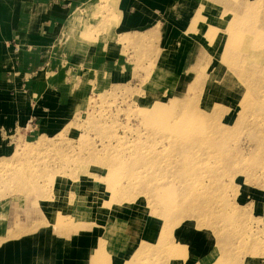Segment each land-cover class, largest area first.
I'll return each mask as SVG.
<instances>
[{
	"label": "rangeland",
	"instance_id": "374dc122",
	"mask_svg": "<svg viewBox=\"0 0 264 264\" xmlns=\"http://www.w3.org/2000/svg\"><path fill=\"white\" fill-rule=\"evenodd\" d=\"M199 1L182 71L154 64L152 46L119 48L117 69L106 51L55 133L1 132L0 222L110 228L124 264H264V0ZM114 23L116 0H101L75 17L70 50L108 42ZM159 190L183 196L170 215ZM142 247L152 253L136 258Z\"/></svg>",
	"mask_w": 264,
	"mask_h": 264
},
{
	"label": "crops",
	"instance_id": "0c3cea01",
	"mask_svg": "<svg viewBox=\"0 0 264 264\" xmlns=\"http://www.w3.org/2000/svg\"><path fill=\"white\" fill-rule=\"evenodd\" d=\"M192 1L116 0L112 38L103 42L100 34L92 44L77 42L83 48L78 52L70 50L74 43L69 39L75 17L92 14L101 0H0V138L3 131L32 138L55 133L82 105L94 72L105 69L100 66L106 51H113L117 69L119 48L152 46L154 64L179 71L197 49L196 32L190 29L196 30L201 18L196 14L200 1ZM125 36L148 40L137 45L123 42ZM58 219L53 217L51 225L47 219L37 220L40 224L24 220L17 230L4 218L0 264H124L121 256L126 255L116 256L110 228L103 233L95 226L75 230L71 218L58 228Z\"/></svg>",
	"mask_w": 264,
	"mask_h": 264
},
{
	"label": "bare ground",
	"instance_id": "6f19581e",
	"mask_svg": "<svg viewBox=\"0 0 264 264\" xmlns=\"http://www.w3.org/2000/svg\"><path fill=\"white\" fill-rule=\"evenodd\" d=\"M236 31H238V30H236ZM250 32V31H249ZM234 33V32H233ZM250 34V33H249ZM254 35V34H253ZM255 37V36H254ZM253 37H248V40H250V39H252ZM247 39V38H246ZM245 42L243 41V42H238V45L239 44H244ZM247 44V48H251V46L250 45H248V42H246ZM227 46H229V43H227ZM249 46V47H248ZM247 48H243L244 50L245 49H247ZM227 49V48H226ZM234 68V67H233ZM198 114H196V116H197ZM204 117H205V115H204ZM193 120H194V118H192ZM192 121V120H191ZM198 123V122H197ZM191 125V124H190ZM195 125V124H194ZM191 127H192V125H191ZM190 128V127H189ZM205 160V159H204ZM203 160V161H204ZM207 160V159H206ZM205 160V161H206ZM201 162V161H200ZM226 175V174H225ZM188 177V176H187ZM170 178V177H169ZM210 178V177H209ZM169 182V181H168ZM172 182H174V180H172ZM172 182H171V184L170 185H172ZM177 182V181H176ZM176 182H174V185L176 184ZM145 185V184H144ZM179 185H181L180 183H179ZM185 186V185H184ZM194 186V188L196 187V185H193ZM170 187V186H169ZM181 187V186H180ZM173 188V187H172ZM177 188V187H176ZM182 188H183V186H182ZM164 189V188H163ZM178 189H179V186H178ZM200 189V188H199ZM198 189V190H199ZM148 190V189H147ZM166 190V189H165ZM182 190V189H181ZM164 191V190H163ZM162 190H159L158 192H157V194H156V200H159V203L160 204H162V205H164V206H162L163 208H162V211H164V213L165 214H168V215H170V214H172L173 212H175V211H173L174 210V208L175 207H178V205H180V202L182 201H180V197H182V199H183V196L182 195H179V194H177V195H175V196H173V195H171V196H169V199L167 200V201H165V199H164V192H163ZM168 191V190H167ZM183 191V190H182ZM122 193V192H121ZM179 193V192H178ZM181 194V193H180ZM201 196V195H200ZM195 197V196H194ZM193 197V198H194ZM196 198H197V195H196ZM190 199V198H189ZM199 199V198H198ZM185 200V199H184ZM190 201V200H189ZM193 201V200H192ZM190 203H191V201H190ZM182 204V203H181ZM149 206V205H148ZM188 206V205H187ZM195 206V205H194ZM191 207V206H190ZM190 207L188 206V207H186L185 208V210H187V211H184V212H186V214H189V215H191L189 212H188V210H190ZM194 210V209H193ZM217 215V214H216ZM211 220L213 219L212 217L210 218ZM210 220V221H211ZM172 225V224H171ZM79 227V226H78ZM211 228V227H210ZM174 230V229H173ZM172 230V231H173ZM163 232H164V230H163ZM162 235H163V233H162ZM164 236V235H163ZM166 244H169L168 242L166 243ZM162 245H164V241H163V239L161 238V240L158 242V244H157V249L159 250V249H161L162 248ZM169 246H170V244H169ZM208 248V247H207ZM212 248V247H211ZM152 252H151V249H149V248H145V247H142L141 249H138L137 251H136V254H135V257L136 258H141V257H147L149 254H151ZM98 256V255H97ZM96 257V256H95ZM131 262H133V260H131Z\"/></svg>",
	"mask_w": 264,
	"mask_h": 264
}]
</instances>
